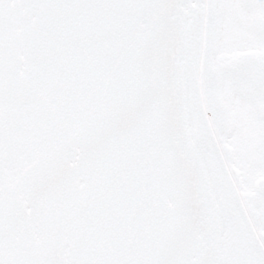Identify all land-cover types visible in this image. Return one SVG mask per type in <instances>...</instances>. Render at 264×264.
<instances>
[{
  "label": "snow or ice",
  "instance_id": "6c2138e0",
  "mask_svg": "<svg viewBox=\"0 0 264 264\" xmlns=\"http://www.w3.org/2000/svg\"><path fill=\"white\" fill-rule=\"evenodd\" d=\"M0 264H264V0H0Z\"/></svg>",
  "mask_w": 264,
  "mask_h": 264
}]
</instances>
